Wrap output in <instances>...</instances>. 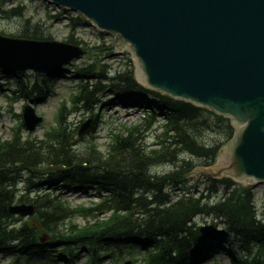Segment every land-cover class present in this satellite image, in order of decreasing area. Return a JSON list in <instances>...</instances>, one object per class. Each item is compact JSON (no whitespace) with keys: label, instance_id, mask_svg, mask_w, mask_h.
Here are the masks:
<instances>
[{"label":"trees","instance_id":"1","mask_svg":"<svg viewBox=\"0 0 264 264\" xmlns=\"http://www.w3.org/2000/svg\"><path fill=\"white\" fill-rule=\"evenodd\" d=\"M8 13L20 16L16 9ZM83 22L80 17L70 20L73 28ZM29 23L25 21L18 39L49 40L39 31L38 23ZM66 42L79 45L71 35ZM113 50V46L108 47L107 54ZM73 74L80 80L79 92L72 97L74 103L92 110L98 95L108 88L122 99L134 95L146 98V102L137 101L144 119L128 129L127 135H114L103 153L93 144L74 149L75 133L63 122V109L59 125L44 131L41 139H22L17 128L12 140L0 144V251H19L29 257L37 253L43 259L48 254L55 263L58 257L49 253H56L61 242L71 241L88 249L84 264H98L105 255L131 258L136 251L142 253L144 264H191L201 254L211 255L212 243L194 222L202 216L210 218L214 228L221 227L233 264H264V221L257 218L250 188L230 179H205L206 198L218 194L212 203L204 201L202 193L192 197L188 189L175 200L165 191L186 187L187 175L195 167L215 163L219 149L233 137L228 119L144 89L128 65L112 73L93 62L76 68ZM18 90L28 96L29 89L23 83L18 84ZM41 92L37 90L38 95ZM158 117L163 120L162 139L155 144L157 149L149 150L140 135ZM210 134L217 138L212 145L205 139ZM182 155L195 157L200 164L181 159ZM168 163L175 167L171 173L157 176L151 172ZM18 184H23L22 190H16ZM67 188L95 192L96 202L72 209L57 193ZM15 204L34 208L36 226L26 222L16 225L18 219L9 214ZM101 214L107 218L99 220ZM77 216L89 218L91 225L75 228L70 222L60 228ZM42 238L45 243H41ZM232 239L241 256L235 253ZM57 253L73 263L70 249Z\"/></svg>","mask_w":264,"mask_h":264},{"label":"water","instance_id":"2","mask_svg":"<svg viewBox=\"0 0 264 264\" xmlns=\"http://www.w3.org/2000/svg\"><path fill=\"white\" fill-rule=\"evenodd\" d=\"M47 1L113 37L116 52L131 55L135 80L143 87L230 119L235 134L219 151V163L198 168L187 179L264 185V0ZM83 55L64 43L0 36L2 72L52 76ZM22 121V128L33 132L42 119L26 106ZM9 213L27 217L34 209L12 207Z\"/></svg>","mask_w":264,"mask_h":264},{"label":"rangeland","instance_id":"3","mask_svg":"<svg viewBox=\"0 0 264 264\" xmlns=\"http://www.w3.org/2000/svg\"><path fill=\"white\" fill-rule=\"evenodd\" d=\"M13 9H16L20 16L15 15L11 17V13L9 14L8 12ZM76 17L78 16L69 11L63 13L61 9L55 8L46 0H0V36L18 39L25 25V21L29 20V25L35 23L40 25L39 31H42L44 36L49 39L47 41L62 44L65 43L68 36L71 35L86 51L84 57L82 56L79 59L71 61L64 66L58 74L49 77L35 74L32 71L25 72L21 74L22 76L12 73H0V144L12 140L14 136L17 135V128H19L18 133L22 139L28 137L41 139L44 131L59 125V113L60 110L63 109V122L67 125L72 134L75 133L73 137V143L75 144L74 149L82 150L84 146L93 144L99 152L103 153L114 138V135H127L126 131L128 129L140 125L144 119V112L138 107L140 105H138L136 99H134L138 96H130L123 100L122 98L116 97L108 88L104 89V91L98 95L96 108L92 110H86L78 101L76 103L72 101L73 95L79 92L80 85V80L73 74L76 68H82L87 64L96 62L98 65L107 67L114 73L122 70V68L128 65L132 68L134 76L137 75L135 64L128 52L118 54L115 50L111 55H108V51H106L108 47H115L113 38L107 34L99 33L96 28L88 22L73 28L70 24V20ZM100 34L102 36H100ZM20 82L28 87V96L19 92L18 84ZM85 82L86 81L81 80V83ZM41 89L42 94L38 95L37 90L41 91ZM26 106L32 107L36 116L42 118V123L37 126L33 132L29 133L21 127L22 112ZM158 118H156L152 126L142 131L140 135L142 143L146 145L149 150L157 149L155 144L162 139L161 125L163 120L159 118L157 121ZM87 123H89V126L86 131L78 136L77 132ZM94 123L97 125L94 126ZM143 126L146 127L147 124H143ZM205 139L212 145L217 138L210 134L206 136ZM180 158L189 160L195 165L200 164V160L195 157L191 158L188 155H182ZM174 170V165L168 163L154 167L151 172L157 176H162ZM187 180L186 187L180 188L179 190L176 188H168L166 190L170 195L172 194L173 200L177 199V196L182 195L183 192H186L187 189L188 193L192 194L191 196L194 198H198L202 193L201 196L204 197V201L207 202L212 203L213 200L218 197V194H216L213 198H206V182L203 178L193 176ZM22 189L23 184H18V186H16L17 191ZM251 191L258 216L257 218L263 222L264 185L251 186ZM57 193H60V197L66 201L72 209L79 206L90 207L91 204L94 203V197L96 195L91 191L84 192L70 188L64 189L63 191L59 190ZM106 218L107 215L101 214L99 216V220ZM16 219H18V223L16 224L18 226L24 222L36 226V219L33 215L27 218L18 217ZM87 219L77 216L75 219H71L66 223L64 222L60 228H63L64 225H68L70 222L75 228H84L87 224L91 225L92 223ZM194 222L198 227H213L210 218L199 216L194 219ZM214 229L217 231V234L214 233L215 235L209 238L212 240V245H215V248L212 249V257L205 258V260L203 259L197 264H232L230 255L226 253L227 246L224 243L226 235L220 233V226ZM232 242L234 249H238L237 242L233 239ZM76 248L78 252L75 250ZM65 249H70L73 254H76L74 260L75 264L85 263V258L88 254V249L86 247L76 246V244L70 241L61 242L55 248L56 251H63ZM11 252H0V264H41L39 261L42 259V256L39 254L34 253L29 260L21 258L24 256H19L16 261L14 259L17 258L19 253ZM141 256L143 258L142 253L136 251L131 255V258L136 260V264H142L143 261L139 262ZM128 260H130L128 255H124L123 257L114 255L113 258L103 256L98 264H123ZM58 261L57 264H67L66 260L61 259ZM42 263L50 264L48 258L47 261L43 259Z\"/></svg>","mask_w":264,"mask_h":264},{"label":"bare ground","instance_id":"4","mask_svg":"<svg viewBox=\"0 0 264 264\" xmlns=\"http://www.w3.org/2000/svg\"><path fill=\"white\" fill-rule=\"evenodd\" d=\"M136 101H138V102H139L140 100L136 99ZM201 235H203V234L201 233ZM203 236H204V235H203Z\"/></svg>","mask_w":264,"mask_h":264}]
</instances>
